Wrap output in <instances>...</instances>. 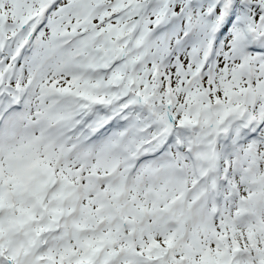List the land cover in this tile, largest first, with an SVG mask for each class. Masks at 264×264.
Returning a JSON list of instances; mask_svg holds the SVG:
<instances>
[{"label":"snow or ice","instance_id":"obj_1","mask_svg":"<svg viewBox=\"0 0 264 264\" xmlns=\"http://www.w3.org/2000/svg\"><path fill=\"white\" fill-rule=\"evenodd\" d=\"M0 264H264V0H0Z\"/></svg>","mask_w":264,"mask_h":264}]
</instances>
